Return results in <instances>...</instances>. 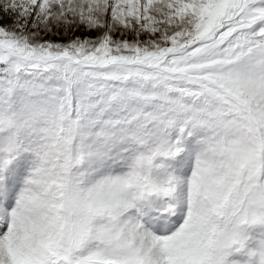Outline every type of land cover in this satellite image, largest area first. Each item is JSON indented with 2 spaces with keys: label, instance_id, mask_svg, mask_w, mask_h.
<instances>
[{
  "label": "snow or ice",
  "instance_id": "snow-or-ice-1",
  "mask_svg": "<svg viewBox=\"0 0 264 264\" xmlns=\"http://www.w3.org/2000/svg\"><path fill=\"white\" fill-rule=\"evenodd\" d=\"M0 264H264V0H0Z\"/></svg>",
  "mask_w": 264,
  "mask_h": 264
}]
</instances>
